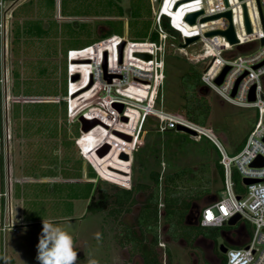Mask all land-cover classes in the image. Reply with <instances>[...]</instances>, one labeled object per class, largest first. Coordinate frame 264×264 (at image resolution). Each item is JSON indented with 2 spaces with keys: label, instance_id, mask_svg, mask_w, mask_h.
I'll use <instances>...</instances> for the list:
<instances>
[{
  "label": "rangeland",
  "instance_id": "obj_1",
  "mask_svg": "<svg viewBox=\"0 0 264 264\" xmlns=\"http://www.w3.org/2000/svg\"><path fill=\"white\" fill-rule=\"evenodd\" d=\"M160 2L161 0H6L5 4L8 5L6 13L10 20L9 26L12 27L10 39L16 36L12 42L15 53L11 51L10 43L7 44L9 68H6V71L9 74L8 70H10L9 83L14 84L16 91L9 92L7 96L0 89L1 116L5 115L3 101L8 100L9 116H12V119L20 116L26 119L24 127L28 132L24 134L34 136L36 133L35 136H38L40 133L41 139L37 141L38 146L30 155H21L18 152L15 154L13 150L9 159L12 167V172H9L13 196L12 209L15 217L20 215V219H16L15 224L13 223L10 228H5L4 253L0 239V264H39L36 260V245L42 221H55L73 236L78 254L77 264H87L90 258L97 260L98 264H139L138 256L128 258L127 248L117 243L115 231L120 227L107 216L106 211H90L87 208V202L97 182L108 181L128 186L129 170L132 173L129 183L133 185L137 181L151 183L149 171L153 169H159L165 174L173 167L184 165L197 167L204 162L199 166L192 180L190 178L188 187L182 190V200L186 197L189 200L201 201L209 191L224 193L221 165L215 167V154L212 149L208 148L207 152L203 150L209 146L204 137L194 140L185 131L176 129L159 131L156 129L158 117L149 114L144 120L140 135L135 138V132L132 140H127L121 135L113 134L111 129L117 130L118 133L132 134L137 111L128 110L125 116H130V121L123 125L122 115L117 114L118 109L115 106L113 109L112 105H109L108 110L97 106L98 98L93 97V90L86 92L85 94H88L86 97L82 92L87 89L78 86L74 89L72 85L75 83L72 82L73 94H70V81H77V78H73L74 74L69 73L70 61L67 56L69 47H80L94 40L93 45L82 51L85 55H80L79 58L100 59L103 55V59L106 60L105 53L109 51L107 57L110 55L112 65L123 64L126 70H130L131 65L135 64L134 58L139 60L140 55H135V51L131 52V45L125 46L126 39L150 40V33L156 29ZM164 12L169 14L170 0H165ZM183 12L182 8L177 11L179 14ZM23 34L25 36H22ZM17 35H20L19 42ZM106 38L113 40L111 44L104 45L108 40ZM123 39L125 43L120 61L118 45ZM100 40L103 41L98 42ZM162 45L167 54L164 72L166 95L168 94L167 100L170 103V81L182 68L177 64L191 67L199 74L204 64L201 61L191 63L183 57L172 56L170 41L167 39ZM193 47L189 45L186 49L190 51ZM76 53L79 52H71V54ZM4 58L1 60L3 65L6 61ZM139 62L138 66L144 64L143 68H139L146 70L145 66H148L149 62L144 59L141 60L142 63ZM79 65L71 63L72 68L80 67ZM89 66L91 64L85 67L84 75L90 69ZM183 81L187 79L183 78ZM135 83L137 82H133L134 86L131 87L137 95H140L143 84ZM171 88L173 90L174 85ZM162 91L165 94L164 86ZM186 94L191 102L199 98L191 90ZM4 95L9 98L5 99ZM82 97L85 99L82 100ZM200 100L210 109L206 126L211 127L221 137L229 153L226 139L232 147H237L241 143L240 149L255 122L256 109L236 106L226 101L220 104V98L213 90H210L206 96L200 97ZM154 104L160 107L159 104ZM79 113L87 117H98L97 124L82 131L77 117ZM102 121L108 123L110 129ZM70 131L74 135L73 145H78V152L81 155L78 159L74 147L70 144L71 141L67 139L70 137L67 136ZM60 134L63 137L61 141L53 140L54 137L59 139ZM82 135L84 138L87 135L88 139L81 143ZM104 141L109 142L112 148L103 156H98L95 149ZM134 141L136 142L133 146ZM122 151L129 153V158L120 157ZM81 157L88 165L86 170L91 166L96 171V176L92 177L95 179L94 183L88 180L31 179L36 175L54 174L81 177L83 174ZM4 167L5 194L0 193V195L7 198L6 163ZM234 179L239 182V174L236 170H234ZM139 196L142 197L141 193L138 194ZM5 206L7 212V205ZM131 209L128 220L133 222L136 209ZM239 222L235 225L226 223L217 228L207 226L201 234L206 237L216 236L218 245L224 241L227 246H232L224 239L220 230L237 227ZM247 228L252 232L254 224L247 222ZM97 233L99 239L96 238ZM205 244L207 247L210 240L207 239ZM166 245L170 248L171 256L166 264H206L202 257L203 253L198 247L191 249L190 246H185L183 241H172ZM158 249L159 253H163L161 246ZM217 254L225 257V252L217 251ZM218 256L210 260L211 264H220Z\"/></svg>",
  "mask_w": 264,
  "mask_h": 264
},
{
  "label": "built area",
  "instance_id": "obj_2",
  "mask_svg": "<svg viewBox=\"0 0 264 264\" xmlns=\"http://www.w3.org/2000/svg\"><path fill=\"white\" fill-rule=\"evenodd\" d=\"M5 2L6 0H0V62L6 55L7 46L8 15L6 10L8 5ZM164 2L165 0H161L158 7L157 20L165 18L181 38L179 43L170 42V53L183 57L191 63L201 61L204 66L200 73V79L205 86L226 102L236 106L255 108L257 111L256 120L246 135L242 147L237 152L229 153L221 137L211 127L198 124L181 113H174L154 104L156 93L162 87L165 77V50L162 41L126 39L125 46L131 45L133 50L131 52L135 51V55H138V52L151 54L149 59L142 58L149 62L146 70L129 63L130 70H126L123 64L112 65L109 59L110 55L107 57V52L109 54L107 51L105 53L106 71L114 74L110 81L104 77L103 55L100 59L79 58L80 55H85L82 54V51L93 45L94 42L82 47L69 48L67 54L70 61L69 73L78 74L77 81H70V94H73L71 93V83L74 82L78 83L77 86L81 89H93V97L98 98L97 106L105 110H108L109 105L113 107L114 101L124 104L122 112L116 110L119 116L126 115L130 109L137 110L132 134L130 133L132 138L135 132V138L138 134L140 135L145 118L151 114L158 117L159 131L177 130V125L181 124L195 131V133H189L194 140L204 137L212 142L219 153L218 161L222 168L224 193H219L214 199L202 205L198 222L203 226H223L228 223L231 216L239 214L240 217L230 224L235 225L240 221L237 227L227 230L228 235L236 243L227 246L225 264H264V42H262L264 38V0H170V15L166 12L163 13ZM243 5L246 6L250 30H247L245 24ZM181 8L184 12L180 16L172 14ZM196 10H202V12L196 16L194 23H190L185 15ZM226 10L231 11V19L223 14L214 18L202 19L205 16L223 13ZM230 22L234 27L236 42H230L222 33L206 34L207 31L214 29L224 30ZM165 35V33L161 34L162 39L165 38ZM195 35L198 36L195 40L182 46L181 43L184 42L185 37ZM189 45L194 46L193 50L186 49ZM72 51L79 53L71 54ZM77 57L78 59H75ZM71 63L91 64L87 72L88 77L84 82L85 87L83 85L84 72L77 66L72 68ZM226 64L229 67L221 82L217 83L215 78ZM5 80L6 70L1 62V89H3ZM133 82L146 85L145 93L137 95L131 87L134 86ZM236 82L235 92L232 94ZM82 85L84 88L81 87ZM80 88L78 89L80 90ZM252 88L254 99L249 98ZM70 110L71 108H69ZM99 110L103 111L100 108ZM70 116L74 117L72 114ZM127 121H130L128 115ZM107 128L110 129V125ZM111 130L113 131V129ZM258 156H262L263 163L253 165V160ZM234 170L239 174L238 183L234 179ZM244 177L257 180L246 183L243 180ZM3 193L5 194V191ZM225 212H234V214L225 216ZM209 213H211L212 220L205 224ZM220 217H224L222 223L219 222ZM247 222L254 224L252 232H247ZM7 226L9 224L5 222L2 229L5 230ZM2 249L4 251V241Z\"/></svg>",
  "mask_w": 264,
  "mask_h": 264
},
{
  "label": "trees",
  "instance_id": "obj_3",
  "mask_svg": "<svg viewBox=\"0 0 264 264\" xmlns=\"http://www.w3.org/2000/svg\"><path fill=\"white\" fill-rule=\"evenodd\" d=\"M170 13L171 11L169 12V15ZM172 14L179 16L181 15L177 12H173ZM161 32L166 34V37L163 39L161 37ZM150 37V40L162 41V43L164 44L166 39L170 42H180L181 40L179 33L169 25L168 21L165 18L157 20L156 29L155 31L150 33ZM93 41L82 46L91 44L93 43ZM166 56L167 54L165 53L164 67ZM172 56L177 57L176 55ZM177 65L182 68L181 71L174 77V79L170 81V103H168L167 100L168 94L166 95V74L163 79L162 88H159L158 92L156 93L155 103L159 104L162 107H165L171 112L181 113L198 124L206 125L210 115V109L207 104L205 105L200 100V97L206 96L210 92V89L202 83L198 71H194L193 68L187 67L186 65H180L179 63ZM183 78H186L187 81H183ZM173 85L174 89L172 90L171 87ZM163 86L165 89V94L162 91ZM190 90L197 94V96H199V98L192 100V102L191 100L189 101V98L186 94V92ZM255 115L257 117V111ZM156 129L158 130V127ZM168 130L172 129H166L165 131ZM207 141L208 142L206 143L209 146H206V149L203 150L207 152L208 148L212 149L213 153L215 154L214 164L216 167L218 166V164L220 165L218 161L219 153L215 145L208 139ZM226 142L228 148L230 149V153L237 152L241 145L240 143L239 146L232 147L230 146V143H228L227 139ZM199 166L194 167L190 165H184L175 168L173 167L165 174L163 173L162 176L159 169H153L149 172L151 183L137 181L131 187L123 186L124 184H113L108 181L97 182L95 184L94 192L90 195L87 202V208L90 211H106L108 215L112 216L113 218H117L119 215H121V213L131 210V207L138 201L137 193L141 190V194H143L144 196L141 195L143 199L141 200L142 203L140 204L137 221L139 227L143 231V234H145L146 230H150L153 234V244L157 242V226L160 209L159 207L160 203L163 202V207L161 209L163 214V221L170 223V233L174 238L183 237L186 240L190 241L193 237L203 233L202 230L207 227L200 224L189 225L184 223L185 215L192 206V203L203 204L218 196V193L209 191L204 195L201 201H198L196 199L189 200L186 197H184V199L182 200V190L188 187L190 178L192 180L196 171H198ZM87 174L89 178H92L96 176V171L91 166H89ZM90 182L94 183V181ZM209 227L217 228L218 226ZM124 228L125 230L127 229L126 226ZM247 232L249 233L248 228ZM122 235V244L127 243L130 239L134 238L129 229H127V231ZM142 253L144 256H148L145 257L146 259H148L146 260L148 264H158L151 251H143ZM222 264H225V257L222 259Z\"/></svg>",
  "mask_w": 264,
  "mask_h": 264
},
{
  "label": "crops",
  "instance_id": "obj_4",
  "mask_svg": "<svg viewBox=\"0 0 264 264\" xmlns=\"http://www.w3.org/2000/svg\"><path fill=\"white\" fill-rule=\"evenodd\" d=\"M9 21L10 20L8 19V33H7L6 43L8 45L10 43V45H9L10 49H11V51L14 52L15 51V46L14 45L12 46V44H14L12 42H14V40L16 39V36L14 38L11 37V39H10V34L12 33V32H10V29L12 31V27L9 26ZM24 27H25V25H24ZM25 29H26V27H25ZM22 36H25V35L23 34ZM17 37H19L18 38V42H19L20 35H17ZM25 40H26V38H25ZM111 41H113V40H109V39L106 40L104 45L111 44ZM28 43H29V41H28ZM9 46L8 47L6 46V55L5 56H7V57L4 58V60H6L4 62L5 70H6V68H9L8 67ZM69 48H73V47H69ZM92 56H94L93 53H92ZM86 59H88V57H86ZM134 59H135L134 60L135 61V64H134L135 66L142 67V68L144 67V64H139V66H138V62L139 61L141 62V60H142L141 56H140V59L138 58L139 60H137L136 58H134ZM79 66H80L79 68L85 74V67L88 66V64L83 63V64H80ZM145 67L147 68V66H145ZM8 72L10 74V70H8ZM12 72H13V70H12ZM9 74L6 71V80H5V83L3 85V89H2L3 93L6 94L7 96H9V92H13L14 93L16 91V88H15L14 84H12L11 82H10L11 84L9 83V79L11 78ZM87 77H88V74L84 75L85 79H87ZM83 82H84V80H83ZM143 83H145V82L143 81ZM77 84L78 83H75L74 85H72V87L74 89H76L77 88ZM84 87H82V88H84ZM145 87H146V85L143 84V87L140 89V92L142 94L145 93ZM0 89H1V87H0ZM86 92L89 93V90H86V91H84L82 93H84L83 95L87 97L88 94H85ZM25 95H28V94L25 93ZM7 96H5V99H6ZM7 98H9V97H7ZM83 98L84 97H82V100H83ZM12 102H19V101H12ZM56 102H59V101H56ZM3 103H4L3 105H5L4 106L5 115L2 117L1 116L2 108H1V101H0V193H3L5 191V176H4L5 163L7 165V171H8V191H7L8 193H7V198L3 197L4 195L3 196L0 195V202H1V208H0V213H1V215H0V239H2L1 243L4 241L3 238H4V233H5L6 229L10 228L13 223L15 224L16 219H20V215H18L17 218L15 217L13 209H12L13 196H12V190H11V182L9 180V172L10 171L12 172V167L10 165L9 159H10V157L12 155L13 150H15V154H17V152H18V154H21V155H28V154L30 155L31 153H33L34 149H36V147L38 146L37 145V141L39 139H41L40 133H38L39 134L38 136H35L36 133L34 134V136L33 135L32 136L31 135L30 136L25 135L24 133L28 132L27 130H25V127H24V125H25L24 121L26 119L22 118V116L12 119V116H9L8 100L3 101ZM20 103H21V101H20ZM75 107L73 108V111H74ZM132 110L134 112L137 111L135 109H132ZM126 123H127V120L123 119V125H125ZM19 124H22V126H20ZM68 133H69V135H67V136H70V137H68L67 139L71 141L70 144H71V146L74 147L76 155H77V159H78V157L81 156V155H79V152H78V145L77 144L73 145V140L72 139L74 138V135H73V133L71 131L68 132ZM7 134H8V136H7ZM87 137L88 136L86 135V137L84 138L83 135H82L80 142L82 143ZM56 138H58V137H56ZM56 138L54 137L53 140L61 141L62 138H63L62 134L59 135V139H56ZM4 156H5V158H4ZM82 157H81V166H82L83 174H82L81 177H78V176H75V177L74 176L64 177V176H61V175L54 174V175H51V176H47V175L39 176V175H36V176H33L34 178H31V179H36V180H39V181H41V180L45 181V180H50V179H51V181L52 180H66V181L88 180V181H95V179L89 178L88 174H86L87 171H88V170H86V168H88V165H87V163L85 162V160ZM10 175H11V173H10ZM5 205H7V208H8L7 212H6V206ZM5 222H7L9 224V226H7L6 229L4 230V229H2V225ZM229 237H230V235H229ZM4 252H5V249H4L3 253Z\"/></svg>",
  "mask_w": 264,
  "mask_h": 264
},
{
  "label": "flooded vegetation",
  "instance_id": "obj_5",
  "mask_svg": "<svg viewBox=\"0 0 264 264\" xmlns=\"http://www.w3.org/2000/svg\"><path fill=\"white\" fill-rule=\"evenodd\" d=\"M160 174L162 176L163 173L161 172ZM131 175H132V173L129 170V172H128L129 182H130ZM129 182H128V187H131L132 184ZM144 182L150 183L149 181H144ZM139 193H141V190L137 193L138 201L131 207V208L136 209V214H135V218H134L133 222H131L132 220H128L129 219L128 214H130V212H132V209L130 211H126V212L121 213V215H119L117 218L116 217L113 218L112 216H110L106 213L107 216L110 217V219L113 220L116 223V225L120 227L119 230L116 229L115 237H116L117 243L120 246L127 248L128 258L138 256L140 259L139 264H148L146 262V260H148V259L145 258L148 256H144L142 252L143 251H151L153 257L156 258V262L158 264H166L167 261H170V257H171L170 256V248L166 245V243L168 244L169 242H172V241H177V242L183 241L185 243V246H190L191 249L193 247H198L200 252L203 253L202 257L204 258V262L206 264H211L210 260L215 258L216 255L218 256L217 251H221L220 250V244L224 243V245L227 247V245L225 244L224 241H222L218 245L216 236L206 237L202 234H199V235L193 237L190 241L186 240L183 237L174 238L173 235L170 233V223L163 221V214L161 211V209L163 207V202L160 203V207H159L160 209H159V215H158L157 242L153 244L152 232L150 230H146L145 234H143V231L139 227V224L137 221L140 204L142 203L141 200L143 199V197H140V196L138 197ZM141 195L144 196L143 194H141ZM125 226L127 229L130 230V232L134 236V238L130 239L127 243L122 244L121 243L122 237H123L122 234L127 231V229L125 230V228H124ZM222 230L227 231V229H222ZM144 235H145V237H144ZM207 239L210 240V244L207 245V247H205V245H206L205 241ZM127 245L129 247H127ZM159 246H161L163 248V253H159V249H158ZM191 253L194 256L193 250ZM218 257L220 260V264H222L223 257H220V256H218Z\"/></svg>",
  "mask_w": 264,
  "mask_h": 264
},
{
  "label": "water",
  "instance_id": "obj_6",
  "mask_svg": "<svg viewBox=\"0 0 264 264\" xmlns=\"http://www.w3.org/2000/svg\"><path fill=\"white\" fill-rule=\"evenodd\" d=\"M243 7H244V20H245V24H246L247 30H250V23H249V19H248V15H247L246 6L243 5ZM201 12H202V10H196V11L188 12L185 15V18L190 23H194L195 22V19H196V16L198 14H200ZM222 14L223 15H226L229 19H231V11L230 10H226L223 13L214 14L212 16H205L202 19L214 18V17H217V16L222 15ZM213 33H222V34H224L228 38V40L230 42H236L237 41L232 22H230L229 26L226 29H224V30L214 29V30H210V31H207L206 32L207 35H210V34H213ZM197 37H198L197 35L185 37L184 38V42L181 43L182 46H186L188 43L192 42ZM262 42H264V38L262 39ZM124 43H125V40L123 39L120 42V44L118 45V49H119V53H120V58H121V53H122V48H123ZM137 54L140 55V56H142V57H144L145 59L151 58V54L148 53V52H138ZM257 65H255V66H257ZM228 67H229L228 64L224 65V67L222 68L221 72L217 75V77L215 78V81L217 83L221 82V80L223 78V75L226 72V70H227ZM103 68H104V77L108 81H110L111 78H112V76L114 74L106 71V60H105V58H104ZM72 77L73 78H77L78 77V74H74ZM236 85H237V82H236V84H235V86L233 88L232 94L235 92ZM249 98L250 99H254V90H253V88L251 89V93L249 95ZM223 101L224 100L220 99L219 100V103L220 104H223ZM112 104H113V106H115L118 109L119 112H122L123 111L124 104L122 102L114 101ZM122 118L123 119H127V116L122 115ZM78 120L80 122V129L82 131H86V130L94 127L97 124V122H98V118H96V117H87L83 113H80L78 115ZM104 124L106 125V123H104ZM177 130L185 131V132H188V133H195V131L193 129H191L189 127H186V126H183L181 124H178L177 125ZM112 132L114 134L121 135L122 137H124L127 140H131V138H132L131 135L130 134H127V133H122V132L120 133L119 132L120 133L119 134L117 130H113ZM110 149H111L110 143L109 142H103V143H101L95 149V151H96V153H97L98 156H103L104 154L108 153ZM119 156L127 159V158H129L130 154L127 153V152H125V151H122L119 154ZM262 163H263L262 156H258L252 162L253 165H261ZM243 180L246 183H249V182L256 181L257 179H255V178H249V177H244ZM204 204L205 203H203V204L192 203V206L190 207L189 211L185 215L184 223L189 224V225H198L199 224L198 218H199V214H200V209H201L202 205H204ZM239 217H240L239 214H235V215L231 216L228 219V224H233ZM238 230H239V228H238ZM220 233L224 237V239L227 240L228 242H230L231 244H235L236 243L235 241H233L229 237L228 231L221 230ZM220 250L223 251V252H225L227 250V247L224 245V243H221L220 244Z\"/></svg>",
  "mask_w": 264,
  "mask_h": 264
},
{
  "label": "clouds",
  "instance_id": "obj_7",
  "mask_svg": "<svg viewBox=\"0 0 264 264\" xmlns=\"http://www.w3.org/2000/svg\"><path fill=\"white\" fill-rule=\"evenodd\" d=\"M239 210V209H236ZM233 213L225 212V216ZM224 217L219 218L223 222ZM206 217L205 224L211 221ZM99 239V234H96ZM36 260L39 264H77L78 254L74 244L73 236L55 221H42V228L39 233L38 243L36 245ZM87 264H98L95 259H89Z\"/></svg>",
  "mask_w": 264,
  "mask_h": 264
},
{
  "label": "snow or ice",
  "instance_id": "obj_8",
  "mask_svg": "<svg viewBox=\"0 0 264 264\" xmlns=\"http://www.w3.org/2000/svg\"><path fill=\"white\" fill-rule=\"evenodd\" d=\"M208 216H209V219H211V218H212V216H211V213H209V215H208Z\"/></svg>",
  "mask_w": 264,
  "mask_h": 264
}]
</instances>
